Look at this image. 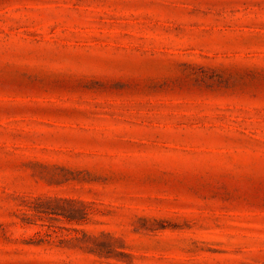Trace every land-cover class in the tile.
<instances>
[{"label":"rangeland","instance_id":"rangeland-1","mask_svg":"<svg viewBox=\"0 0 264 264\" xmlns=\"http://www.w3.org/2000/svg\"><path fill=\"white\" fill-rule=\"evenodd\" d=\"M0 264H264V0H0Z\"/></svg>","mask_w":264,"mask_h":264}]
</instances>
